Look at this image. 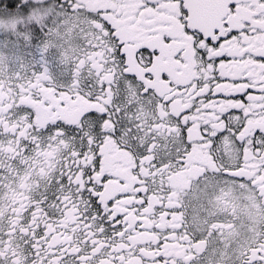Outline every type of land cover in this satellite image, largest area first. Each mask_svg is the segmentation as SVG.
I'll return each mask as SVG.
<instances>
[{
	"label": "snow or ice",
	"instance_id": "obj_1",
	"mask_svg": "<svg viewBox=\"0 0 264 264\" xmlns=\"http://www.w3.org/2000/svg\"><path fill=\"white\" fill-rule=\"evenodd\" d=\"M0 264H264V0H0Z\"/></svg>",
	"mask_w": 264,
	"mask_h": 264
}]
</instances>
